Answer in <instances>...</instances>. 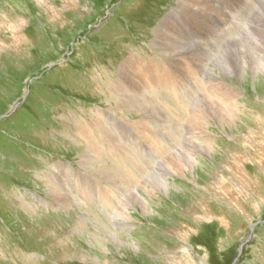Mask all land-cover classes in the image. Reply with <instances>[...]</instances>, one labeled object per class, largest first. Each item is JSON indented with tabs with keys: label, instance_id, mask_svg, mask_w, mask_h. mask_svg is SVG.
Masks as SVG:
<instances>
[{
	"label": "rangeland",
	"instance_id": "1",
	"mask_svg": "<svg viewBox=\"0 0 264 264\" xmlns=\"http://www.w3.org/2000/svg\"><path fill=\"white\" fill-rule=\"evenodd\" d=\"M263 15L264 0H0V264H264Z\"/></svg>",
	"mask_w": 264,
	"mask_h": 264
},
{
	"label": "bare ground",
	"instance_id": "2",
	"mask_svg": "<svg viewBox=\"0 0 264 264\" xmlns=\"http://www.w3.org/2000/svg\"><path fill=\"white\" fill-rule=\"evenodd\" d=\"M180 1V0H179ZM200 1V0H199ZM189 2V1H188ZM201 2H202V0H201ZM200 3V2H199ZM229 4V1H226V4ZM241 3V2H240ZM178 4V3H177ZM197 4V3H196ZM225 4V3H224ZM255 4H256V2H255ZM195 5V4H194ZM201 5V4H200ZM210 5V4H209ZM245 5L247 6V4L245 3ZM232 6V5H231ZM246 6H244V7H246ZM197 7V6H196ZM204 7V6H203ZM222 7V6H221ZM227 7V6H226ZM243 7V8H244ZM248 7V6H247ZM251 7V6H250ZM213 8V7H212ZM231 8V7H230ZM201 9V8H200ZM256 9V8H255ZM189 10V9H188ZM195 10V9H194ZM205 10H207V7H206V9ZM210 10H212V9H210ZM220 11V10H219ZM228 11V10H227ZM192 12V11H191ZM215 12V11H214ZM231 12H233V11H231ZM237 12H239V11H237ZM179 13V12H178ZM181 13H182V11H181ZM183 13H185V12H183ZM209 13H211V12H209ZM221 13V12H220ZM223 13V12H222ZM175 14V13H174ZM232 14V13H231ZM218 15H219V13H218ZM175 16V15H174ZM221 16V15H220ZM264 16V15H263ZM176 17V16H175ZM208 17H210V16H208ZM184 18V17H183ZM189 18V17H188ZM244 18V17H243ZM166 19V18H165ZM169 19V18H168ZM198 20V19H197ZM264 20V19H263ZM14 21V20H13ZM175 21H177V20H175ZM183 21V20H182ZM186 21V20H185ZM194 21V20H193ZM224 21V20H223ZM179 22V21H178ZM181 22V21H180ZM203 22V21H202ZM248 22V21H247ZM254 22V21H253ZM184 23V22H183ZM162 24V23H161ZM175 25V24H174ZM208 25V24H207ZM258 25V24H257ZM170 26V25H169ZM175 26H177V25H175ZM186 25H184V27H185ZM193 26V25H192ZM204 26V25H203ZM220 26V25H219ZM260 26V25H259ZM182 27V26H181ZM180 27V28H181ZM195 27H196V25H195ZM179 28V29H180ZM204 28V27H203ZM163 29V28H162ZM190 29H192V28H190ZM228 29V28H227ZM226 29V30H227ZM167 30V29H166ZM169 30V29H168ZM177 30H178V28H177ZM202 30H204V29H202ZM230 30V29H229ZM162 31V30H161ZM176 31V30H175ZM215 31V30H214ZM180 32V31H179ZM192 32V31H191ZM217 32V31H216ZM224 32V31H223ZM227 32V31H226ZM230 32V31H229ZM228 32V33H229ZM181 33V32H180ZM227 33V34H228ZM232 33V32H231ZM236 33V32H235ZM169 34V33H168ZM183 34V33H182ZM222 34V33H221ZM226 34V33H225ZM232 34H234V33H232ZM223 35V34H222ZM170 36V35H169ZM180 36V35H179ZM235 36V35H234ZM250 36H252V35H250ZM172 37V36H171ZM175 37V36H174ZM211 37V36H210ZM216 37V36H215ZM264 37V36H263ZM190 38V37H189ZM247 38V37H246ZM164 39H166V38H164ZM214 40H215V38H213ZM235 39V38H234ZM249 39V38H248ZM256 39V38H255ZM260 39V38H259ZM162 40H163V38H162ZM192 40V39H191ZM217 40H219V39H217ZM251 40V39H250ZM254 40V39H253ZM257 40V39H256ZM262 40V39H261ZM211 41V40H210ZM242 41V40H241ZM192 42V41H191ZM236 42V41H235ZM234 42V43H235ZM197 43V42H196ZM210 43V42H209ZM245 42H243V44H244ZM249 43V42H248ZM247 43V44H248ZM258 43V42H257ZM182 44V43H181ZM187 44V43H186ZM233 44V43H232ZM253 44V43H252ZM252 44H250V45H252ZM261 44V43H260ZM170 45V44H169ZM175 46H177V44L175 45ZM217 46V45H216ZM263 46V45H262ZM212 47V46H211ZM236 47V46H235ZM251 47H253V46H251ZM185 48V47H184ZM208 48V47H207ZM214 48V47H213ZM227 48V47H226ZM225 48V49H226ZM234 48V47H233ZM254 48V47H253ZM260 48H261V46H260ZM260 48H259V50H260ZM162 49H164V48H162ZM166 49V48H165ZM232 49V48H231ZM187 50H189V49H187ZM214 50V49H213ZM215 51V50H214ZM227 51V50H226ZM171 52V51H170ZM174 52V51H173ZM208 52V51H207ZM217 52V51H216ZM209 53V52H208ZM241 53V52H240ZM261 53V52H260ZM165 54H167V53H165ZM174 54V53H173ZM182 54V53H181ZM212 54V53H211ZM214 54H215V52H214ZM217 54V53H216ZM234 54V53H233ZM257 54H259V53H257ZM176 55V54H175ZM224 55V54H223ZM227 55V54H226ZM243 55V54H242ZM261 54H259V56H260ZM178 56H180V53H179V55ZM184 56V55H183ZM248 56V55H247ZM256 56V55H255ZM258 56V57H259ZM181 57V56H180ZM219 57V56H218ZM250 57V56H249ZM185 58V57H184ZM211 58V57H210ZM245 58V57H244ZM176 59V58H175ZM178 59H180V58H178ZM192 59V58H191ZM187 60V59H186ZM185 60V61H186ZM209 60V59H208ZM211 60V59H210ZM238 60V59H237ZM257 60V59H256ZM191 62H192V60H190ZM200 61V60H199ZM218 61V60H217ZM220 61V60H219ZM248 61V60H247ZM181 62V61H180ZM221 62V61H220ZM242 62H244V61H241V63ZM175 63V62H174ZM174 63H172V64H174ZM219 63V62H218ZM241 63H239V64H241ZM258 63H261V61H259ZM127 64V63H126ZM183 64V63H182ZM197 64H198V62H197ZM223 64V63H222ZM224 64H225V62H224ZM167 65V64H166ZM166 65H164V66H166ZM205 65V64H204ZM214 65V64H213ZM262 65H263V63H262ZM143 66V65H142ZM222 66V65H221ZM238 66V65H237ZM223 67V66H222ZM249 67V66H248ZM166 69V68H165ZM181 69V68H180ZM225 69H226V67H225ZM243 69V68H242ZM248 69V68H247ZM252 69V68H251ZM239 70H240V68H239ZM134 71V70H133ZM228 71V70H227ZM255 71V70H254ZM261 71H264V68L263 69H261ZM167 72V71H166ZM162 73V72H161ZM189 73V72H188ZM187 73V74H188ZM261 73H263V72H261ZM167 74V73H166ZM197 74V73H196ZM199 74V73H198ZM264 74V73H263ZM164 75V74H163ZM234 75V74H233ZM240 75V74H239ZM235 76V75H234ZM123 77V76H122ZM241 77H242V74H241ZM251 77V76H250ZM127 78V77H126ZM193 78V77H192ZM199 79H197L196 80V84L198 85V83H197V81H198ZM150 81H151V79H147L146 80V84L147 85H149V83H150ZM161 82V81H160ZM157 83H159V82H157ZM194 83V82H193ZM173 84V83H172ZM182 84V83H181ZM195 84V85H196ZM128 86V85H127ZM198 86H200V85H198ZM170 87V86H169ZM173 87V86H172ZM175 87V86H174ZM194 87V86H193ZM215 87V86H214ZM159 88H164V89H167V90H169V91H171V89L170 88H166V87H161V84H160V87ZM127 89V88H126ZM155 89V88H154ZM174 89V88H173ZM185 89V88H184ZM216 89V88H215ZM114 90V89H113ZM186 91V90H185ZM217 91H218V89H217ZM114 92V91H113ZM175 93H176V91H174ZM116 93H118L117 91H116ZM136 93V92H135ZM172 93V92H171ZM122 94V93H121ZM131 94V93H130ZM173 94V93H172ZM177 94V93H176ZM223 94V93H222ZM118 95V94H117ZM218 95H220V94H218ZM222 96H224V94L222 95ZM222 96H221V98H222ZM229 96V95H228ZM250 96V95H249ZM122 97V96H121ZM212 97V96H211ZM218 97V96H217ZM126 98V97H125ZM183 98V97H182ZM199 98H201V97H199ZM207 98V97H206ZM230 98H231V96H230ZM190 99V98H189ZM203 100H204V98H202ZM213 99V98H212ZM215 99V98H214ZM219 99V98H218ZM178 100V99H177ZM180 100V99H179ZM191 100V99H190ZM192 101V100H191ZM121 102V101H120ZM128 102V105H126L127 106V108H128V106H129V101H127ZM187 102V101H186ZM218 102V101H217ZM223 102V101H222ZM221 102V103H222ZM228 102V101H227ZM198 103V102H197ZM124 104V103H123ZM122 104V105H123ZM219 104H220V102H219ZM223 104H225V103H223ZM222 104V105H223ZM227 104V103H226ZM186 105V104H185ZM199 105H201V104H199ZM215 105V104H214ZM213 105V106H214ZM197 106H198V104H197ZM225 106V105H224ZM228 106V105H227ZM233 106V105H232ZM236 106V105H235ZM121 107V106H120ZM119 108V107H118ZM184 108V107H183ZM200 108V107H199ZM230 108V107H229ZM167 109V108H166ZM201 109V108H200ZM212 109H214V108H212L210 105L206 108V109H203V112H205V113H207V114H209L210 115V113H212L213 114V116H215V117H220V116H218V114H220V113H216V111H214V110H212ZM217 109V108H216ZM228 109V108H227ZM233 109V108H232ZM174 110V109H173ZM194 110V109H193ZM192 110V111H193ZM218 110V109H217ZM167 111V110H166ZM170 111V110H169ZM195 111V110H194ZM219 111V110H218ZM235 111V110H234ZM175 112V111H174ZM186 112V111H185ZM202 112V113H203ZM210 112V113H209ZM90 113V112H89ZM98 113V112H97ZM173 113V112H172ZM95 114V113H94ZM174 114V113H173ZM264 114V113H263ZM168 115V114H167ZM102 116V115H101ZM231 116V115H230ZM235 116V115H234ZM93 118V117H92ZM170 118V117H169ZM184 118V117H183ZM263 118V117H262ZM97 119H98V117H97ZM121 119V118H120ZM126 119V118H125ZM175 119V118H174ZM220 119V121H224V119H221V118H219ZM199 123H204V124H206V119L205 118H200V117H197V119H196ZM83 121V120H82ZM230 121V120H229ZM194 122V121H193ZM231 122V121H230ZM96 123V122H95ZM221 123V122H220ZM78 124V123H77ZM157 124V123H156ZM228 124H229V122H228ZM96 126H97V124H95ZM86 126V125H85ZM99 126V125H98ZM201 126V125H200ZM90 127V126H89ZM261 128H262V126H261ZM82 129H85V128H82ZM92 129V128H91ZM182 129V128H181ZM197 130V129H196ZM90 133V132H89ZM234 133V132H233ZM84 134V133H83ZM170 134V133H169ZM194 134V133H193ZM90 135V134H89ZM174 135V134H173ZM100 136V135H99ZM194 136V135H193ZM88 138V137H87ZM253 138V137H252ZM233 139V138H232ZM104 140V139H103ZM209 140V139H208ZM158 141V140H157ZM210 141V140H209ZM75 142V141H74ZM92 142V141H91ZM208 142V141H207ZM86 143V142H85ZM95 143H97V142H95ZM173 144H174V142H173ZM158 145V144H157ZM92 146H93V144H92ZM247 146H249V145H247ZM209 147H210V145H209ZM232 147V146H231ZM245 148V147H244ZM247 148V147H246ZM178 149V148H177ZM94 150V149H93ZM105 150V149H104ZM95 151V150H94ZM93 151V152H94ZM207 151V150H206ZM240 151V150H239ZM87 152H88V150H87ZM195 152H196V150H195ZM198 152V151H197ZM203 152H204V150H203ZM85 154V153H84ZM194 154V153H193ZM192 154V155H193ZM105 155V154H104ZM216 155V154H215ZM209 156V155H208ZM175 157V156H174ZM92 158V157H91ZM94 158V157H93ZM101 159V158H100ZM157 159V158H156ZM84 160V159H83ZM184 160H186V161H184ZM94 161V160H93ZM92 162V161H91ZM190 162H193V165L196 163V161L194 160V158L193 157H191L190 156V158L188 159H182V158H176V159H172L171 160V162L169 163V165L167 164V166L166 165H163L162 166V169L165 171V173L167 174V173H170L171 172V167H169L170 165L172 166V167H175V169L176 170H178V171H184V170H191L192 168H193V165L190 163ZM263 163V162H262ZM82 164V163H81ZM85 164V163H84ZM92 164V163H91ZM80 165V164H79ZM99 165V164H98ZM141 165V164H140ZM196 166V165H195ZM141 167V166H140ZM66 168V166L64 167V169ZM73 169V168H72ZM93 169V168H92ZM103 169V168H102ZM141 169V168H140ZM68 170H70L69 168H68ZM146 171V170H145ZM68 172V171H67ZM71 172V171H70ZM101 172H102V170H101ZM148 172V171H147ZM135 173V172H134ZM103 174H104V170H103ZM181 174V173H180ZM217 174V173H216ZM215 174V175H216ZM68 175V174H67ZM156 175V174H155ZM171 175H174L173 173L171 174ZM48 176H51V175H48ZM169 176H170V174H169ZM77 177V176H76ZM75 177V178H76ZM164 177V176H163ZM172 177V176H171ZM170 177V178H171ZM184 177V176H183ZM220 177V176H219ZM57 178V177H56ZM96 178H97V176H96ZM110 178V177H109ZM166 178V177H165ZM78 179H79V177H78ZM131 179V178H130ZM211 179V178H210ZM246 179V178H245ZM248 179V178H247ZM60 180V179H59ZM82 180V179H81ZM99 180H100V178H99ZM219 180V179H218ZM147 181V180H146ZM156 181V180H155ZM225 181V180H224ZM109 182V181H108ZM158 182V181H157ZM157 182L156 183H153V184H151L150 185V189L148 190L147 188H142L143 189V191H145L146 192V194L147 195H149V194H151V193H153V191H154V187L156 188L157 187ZM248 182V181H247ZM73 184V183H72ZM144 184V183H143ZM148 184V183H147ZM215 184V183H214ZM108 185V184H107ZM135 185V184H134ZM145 185V184H144ZM51 186V185H50ZM160 186H162L164 189H167L168 187H169V184H168V182H166V180H162L161 181V185ZM171 186V185H170ZM245 186V185H244ZM53 187V186H52ZM124 188V187H123ZM128 188V187H127ZM149 188V187H148ZM213 188V187H212ZM60 189V188H59ZM106 189V188H105ZM159 189V188H158ZM209 189H210V187H209ZM216 189V188H215ZM61 190V189H60ZM110 190V189H109ZM120 191V190H119ZM204 191H206V190H204ZM219 191H220V189H219ZM105 192V191H104ZM125 192V191H124ZM225 192V191H224ZM228 192V191H227ZM63 193V192H62ZM220 193V192H219ZM243 193V192H242ZM123 194V193H122ZM221 194V193H220ZM110 195V194H109ZM108 195V196H109ZM103 197L104 196H107V195H105V194H103L102 195ZM111 196H112V194H111ZM130 196V195H129ZM243 196V195H242ZM246 196V195H245ZM98 197V196H97ZM150 197V196H149ZM90 198V197H89ZM100 198H101V196H100ZM113 197H110L109 199H112ZM62 199V198H61ZM106 200V199H105ZM113 200V199H112ZM208 200V199H207ZM233 200V199H232ZM115 201V200H114ZM131 202H135V203H137V205H139L141 208H142V210H148V204H147V201L144 199V197L140 194V193H137V192H135L133 195H132V197H131V200H130ZM167 201V200H166ZM209 201H211V200H209ZM60 202V201H59ZM130 202V203H131ZM205 202V201H204ZM236 202V201H235ZM206 205V204H205ZM204 205V206H205ZM232 205H234V204H232ZM34 206V205H33ZM53 206H55V205H53ZM107 206H108V204H107ZM110 206V205H109ZM114 206V205H113ZM125 206V205H124ZM127 206V205H126ZM133 206V205H132ZM56 207V206H55ZM109 208V207H108ZM113 208V207H112ZM121 209V208H120ZM122 209H124V208H122ZM210 211V210H209ZM139 212V211H138ZM144 212V211H143ZM202 213V212H201ZM144 214V213H143ZM147 214V213H146ZM152 214V213H151ZM195 215V214H194ZM199 216V215H198ZM200 217V216H199ZM211 217V216H210ZM120 218L122 219V223H123V225L124 226H127V223L129 222V220H130V215L127 213V211L126 210H124V211H122L121 213H120ZM197 218V217H196ZM132 219V218H131ZM116 220H117V218H116ZM219 220V219H218ZM221 220V219H220ZM110 224V223H109ZM187 228V227H186ZM188 229V228H187ZM186 230V229H185ZM184 230V231H185ZM183 231V232H184ZM182 232V231H181ZM54 234V233H53ZM45 235V234H44ZM195 236H198V232H196V233H194L193 235H192V237H191V239L193 238V237H195ZM109 237H111V236H109ZM112 238V237H111ZM114 238V237H113ZM195 239V238H194ZM113 240V239H112ZM121 240V239H120ZM183 240V239H182ZM196 240V239H195ZM119 241V240H118ZM98 242V241H97ZM114 242V241H113ZM123 243V242H122ZM130 243H133V242H130ZM184 243H185V240H184ZM120 244V243H119ZM100 245V244H99ZM122 245V244H121ZM182 245V244H181ZM115 246H116V244H115ZM101 247V246H100ZM103 247V246H102ZM130 247V246H129ZM136 247V246H135ZM185 247V246H184ZM125 251V250H124ZM172 253V252H171ZM203 258V257H202ZM189 260V259H188ZM94 261V260H93ZM95 262V261H94ZM170 262V261H169ZM103 263V262H102ZM99 264V263H98ZM171 264V263H170ZM173 264V263H172Z\"/></svg>",
	"mask_w": 264,
	"mask_h": 264
}]
</instances>
